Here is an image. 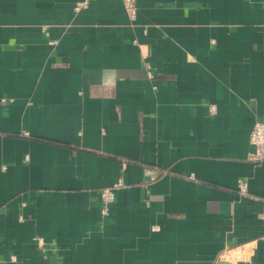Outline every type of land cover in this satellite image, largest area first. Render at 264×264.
<instances>
[{
  "label": "crops",
  "instance_id": "obj_1",
  "mask_svg": "<svg viewBox=\"0 0 264 264\" xmlns=\"http://www.w3.org/2000/svg\"><path fill=\"white\" fill-rule=\"evenodd\" d=\"M79 1L0 0V264H264V0Z\"/></svg>",
  "mask_w": 264,
  "mask_h": 264
},
{
  "label": "built area",
  "instance_id": "obj_2",
  "mask_svg": "<svg viewBox=\"0 0 264 264\" xmlns=\"http://www.w3.org/2000/svg\"><path fill=\"white\" fill-rule=\"evenodd\" d=\"M92 0H80L74 6V11L78 12L82 8H86L89 2ZM123 8L129 17L130 20H134L137 15V5L136 0H122ZM146 73L148 77L151 78L152 74L148 66H146ZM216 111L215 103L208 104V113L214 114ZM249 141L253 145V149L248 152L247 158L258 163L264 159V120L258 119L254 122L250 132H249ZM124 185V181L119 177L116 181L110 185L103 186L100 188V212L102 215L109 213V207L115 197V190ZM237 188L240 194H247V182L244 179H238ZM153 228H158L157 225H154ZM33 240L35 241L38 248H45L44 238L40 235L34 236ZM11 259H15L14 255H11Z\"/></svg>",
  "mask_w": 264,
  "mask_h": 264
}]
</instances>
